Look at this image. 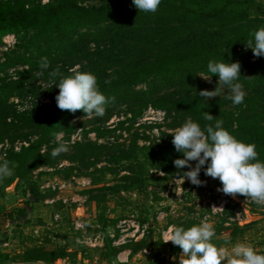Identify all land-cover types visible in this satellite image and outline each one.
Instances as JSON below:
<instances>
[{"label":"trees","instance_id":"trees-1","mask_svg":"<svg viewBox=\"0 0 264 264\" xmlns=\"http://www.w3.org/2000/svg\"><path fill=\"white\" fill-rule=\"evenodd\" d=\"M261 27L264 0H161L155 13L139 11L132 0H0V43L13 33L22 47L21 51H4L0 71L26 66L17 69L16 79L0 75V141L10 130L27 129L37 134L19 150L9 151L7 161L14 175L0 182V192L15 178L24 177L36 162L53 164L52 151L42 152V145L61 130L69 134L73 130L68 126L69 118L85 115L82 110L74 114L60 110L55 98L23 109L10 102L15 88L21 93L29 91L22 86L24 78L40 70L43 57L50 63L45 72L59 67L68 76L72 74L70 68L81 64L79 71L94 74L99 91L106 97H115V103L106 108L107 117L126 105L131 113L128 119L134 121L145 108L153 106L174 113L182 125L191 118L203 130L206 124L214 123L204 120L203 113L208 112L223 120V128L237 140L254 144L259 161L264 162V56L256 57L246 48L247 41L254 39L252 33ZM96 35L102 39L93 38ZM91 41L96 43L94 49L89 47ZM210 60L240 63L243 103L228 108L221 98L199 96L204 85L199 74L211 76L207 71ZM211 77L219 79L217 75ZM56 80L58 83L59 77ZM142 82L147 83V88H136ZM164 87L173 89L159 92ZM95 129L102 135L100 127ZM153 156L155 166L161 170L175 169L180 174L188 171L177 170L166 155L154 152ZM23 192L27 204L10 210L1 207L0 221L8 217L13 219L12 226L21 227L29 221L32 204L41 198L42 191L34 181L27 180ZM146 219L144 216L141 222ZM232 227L234 239L241 229L237 223ZM1 236L6 238L8 234ZM170 247L172 252L180 250L172 243ZM255 251L264 254V249ZM112 252L116 248L103 252L101 258L108 260ZM2 255L7 260L8 252ZM59 257H64V252L33 244L25 246L13 259L23 264H44Z\"/></svg>","mask_w":264,"mask_h":264},{"label":"rangeland","instance_id":"rangeland-1","mask_svg":"<svg viewBox=\"0 0 264 264\" xmlns=\"http://www.w3.org/2000/svg\"><path fill=\"white\" fill-rule=\"evenodd\" d=\"M82 1L95 3L100 0ZM93 38L102 39L99 35ZM19 41L13 33L6 41L2 40L0 57L4 56V51H21ZM95 44L91 41L89 47L94 49ZM77 65L81 67L76 64L72 68ZM25 67L11 66L0 71V75L16 79L19 77L17 69ZM39 71L36 69L24 78L22 86L29 91L21 93L14 89L9 100L16 108L49 103L58 95L59 87L50 82L48 72L38 76ZM199 75L210 77L207 73ZM200 79L204 83L201 91L215 90L218 79L211 77L210 82L201 76ZM55 83L58 84L57 80ZM136 88H147V83L142 82ZM167 89L173 87H164L159 92ZM230 94L224 88L213 98H221L228 108H233L235 105L227 98ZM148 108L134 121L128 119L131 113L126 105L115 109L108 117L105 113L102 118L83 120L84 115L69 118L68 126L73 130L69 134L64 130L58 132L63 134L61 142H69V151L54 157L53 164L36 162L24 177L15 178L6 185L0 192V208L10 210L20 204L25 206L27 199L23 189L27 180L34 181L40 189V184L54 175L67 182L60 195L68 198V202L66 205L60 201L46 203L45 199L55 192L44 188L41 198L33 202L30 219L24 226H12L13 219L1 217L0 229H8L5 234L10 231L13 234L9 233L8 243L0 247V264H23L13 256L33 244L64 252V257L44 264H179L182 250L172 252L171 242L164 243L165 233L172 226L188 229L199 225L205 218L214 227L212 242L218 247L231 249L237 243H244L254 250L264 249V205L241 195L233 198L218 191L222 184L218 178L204 174L207 166L202 167L199 176L206 183L199 187L187 179L183 184L175 181L179 178L175 169L164 171L155 166L154 152L166 155L173 162L183 158L172 144V134L183 125L174 113L167 112L163 119L145 120ZM122 120L125 121L120 125ZM96 127L102 129V135H98ZM36 137V133L27 129L10 130L0 141V163L7 160L9 151L19 150ZM57 146L55 135L42 145L41 151H53ZM190 163L194 167L196 162ZM161 172L164 174L160 175ZM56 210L61 212L59 220L54 219ZM144 216L147 219L141 222ZM76 220L82 223L80 227H75ZM233 223L239 224L241 230L231 239ZM2 234L0 239L4 240ZM112 248H116V252L110 253L108 260L102 259L101 254ZM7 252L9 256L4 261L2 254Z\"/></svg>","mask_w":264,"mask_h":264},{"label":"clouds","instance_id":"clouds-1","mask_svg":"<svg viewBox=\"0 0 264 264\" xmlns=\"http://www.w3.org/2000/svg\"><path fill=\"white\" fill-rule=\"evenodd\" d=\"M139 11L155 13L161 0H132ZM254 39L247 41L246 48L251 49L256 57L264 56V27L252 33ZM38 76H43L45 70L50 68L46 57L41 58ZM79 65L69 69L71 75L64 76L59 67L48 72L50 82L59 87L55 97L57 107L76 113L82 110L85 114L82 119L103 117L106 108L115 103V97H106L99 91L97 77L90 72H81ZM241 65L239 62L225 63L209 61L207 71L219 77L215 90H202L199 96L205 99L217 97L224 88L231 93L227 98L234 105L243 103L245 92L242 83L238 82ZM209 80L210 77L199 75ZM59 77L58 84L55 83ZM250 78V77H249ZM106 80L105 83H110ZM208 123L202 130L201 126L189 118L182 127L172 134V144L183 158L174 160L177 170L187 167L189 170L180 174L175 181L185 182V179L196 186H202L199 176L202 167L207 164L204 174L213 179H219L222 184L217 190L225 195L235 198L237 195L250 198L255 203L264 205V162L259 161L256 146L237 140L223 128V120L216 119L208 112L203 113ZM58 146L51 155L56 157L69 151V142L60 141L62 133H56ZM195 161V166L190 162ZM164 173L161 172L160 175ZM14 175L9 162L0 163V182ZM217 208V207H213ZM215 230L205 218L199 225L188 229L172 226L164 235V243L171 242L178 246L182 252L179 255V264H264V254H258L251 245L237 243L231 249L218 247L212 242ZM175 259V257H174Z\"/></svg>","mask_w":264,"mask_h":264},{"label":"built area","instance_id":"built-area-1","mask_svg":"<svg viewBox=\"0 0 264 264\" xmlns=\"http://www.w3.org/2000/svg\"><path fill=\"white\" fill-rule=\"evenodd\" d=\"M10 36V34L6 35L3 37V40L6 41V37ZM147 113L143 118L146 120H149L151 118H157V119H163L166 116V110L165 109H154L151 106H149ZM157 116V117H156ZM16 149H19L16 146ZM67 182L65 180H61L60 177H58L57 175H54L52 179H50L49 181H47L46 183H41L40 184V190L43 191L44 188H48L52 191L55 192V195L50 197V198H46L45 202L46 203H56V201H60L62 202L63 205H66L68 202V198L61 196L60 195V190L64 189L67 186ZM61 217V212L56 210L54 212V219L55 220H59ZM75 227H80V225L82 223H80V221L76 220L75 221Z\"/></svg>","mask_w":264,"mask_h":264},{"label":"crops","instance_id":"crops-1","mask_svg":"<svg viewBox=\"0 0 264 264\" xmlns=\"http://www.w3.org/2000/svg\"><path fill=\"white\" fill-rule=\"evenodd\" d=\"M7 204V203H6ZM21 205V204H20ZM7 206H8V204H7ZM4 230V229H3ZM3 230H2V233H3ZM9 233H11V234H13V232L12 231H10ZM8 233V234H9ZM4 234V233H3ZM4 238V237H3ZM7 238V237H6ZM6 238H4V240L3 239H0V247L1 246H3L4 244H7L8 243V241L6 240Z\"/></svg>","mask_w":264,"mask_h":264},{"label":"water","instance_id":"water-1","mask_svg":"<svg viewBox=\"0 0 264 264\" xmlns=\"http://www.w3.org/2000/svg\"><path fill=\"white\" fill-rule=\"evenodd\" d=\"M8 232V229H4L3 230V233L5 234V233H7Z\"/></svg>","mask_w":264,"mask_h":264}]
</instances>
